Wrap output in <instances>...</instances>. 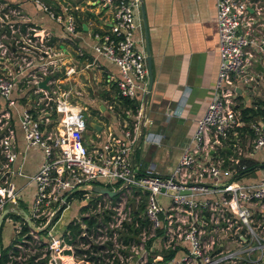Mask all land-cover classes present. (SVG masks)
I'll list each match as a JSON object with an SVG mask.
<instances>
[{
  "label": "built area",
  "instance_id": "obj_1",
  "mask_svg": "<svg viewBox=\"0 0 264 264\" xmlns=\"http://www.w3.org/2000/svg\"><path fill=\"white\" fill-rule=\"evenodd\" d=\"M54 2L0 0V59L21 73L41 66L44 75L66 59L51 46L54 33L22 16L21 5L60 26L69 39L82 32L78 14H89L95 23L86 32L89 49L118 71L115 98L138 101L140 109L125 113L120 136L107 129L104 136L94 131L90 140L88 119L63 96L55 106L61 131L50 132L31 111L17 108L15 79L0 68L2 264H264V176L243 182L248 173L237 166L264 148V111L247 125L250 133L237 131L244 127L238 100L264 82V0H216V86L168 176L139 174L130 160L148 87L140 1L81 0L73 9L60 7L59 14ZM76 55L84 57L81 50ZM67 64L64 76L78 74L75 64ZM32 150L42 161L27 175L23 161ZM95 187L116 195L94 193Z\"/></svg>",
  "mask_w": 264,
  "mask_h": 264
},
{
  "label": "crops",
  "instance_id": "obj_2",
  "mask_svg": "<svg viewBox=\"0 0 264 264\" xmlns=\"http://www.w3.org/2000/svg\"><path fill=\"white\" fill-rule=\"evenodd\" d=\"M143 6L152 86L146 102L144 98L141 105L140 130L136 144L139 140L140 142L137 148L134 146L130 160L139 174L151 170L160 176H167L177 166L190 145L197 122L205 114L216 86L220 64L216 0H143ZM26 7L30 8L28 17L31 22L54 33L55 38L51 40V46L55 49L59 43L58 48L62 49L66 56L65 65L75 64L78 74L72 77L63 74V81L61 77H53L47 82L49 91H46L38 87V84L50 75H44L43 67L35 66L21 73L14 64L0 59V68L5 70L6 75L15 79L14 97L17 100V108L31 111L47 131L60 132L59 115L55 111L56 102L65 96L66 101L76 110L77 104L72 100V89L82 88L84 80L90 78L93 73L96 75L95 81L100 84V91L96 92L93 103L90 104L95 103L97 107V111L92 112L97 117L95 124L103 128L101 136L105 135L107 129L120 136L124 128L122 123L127 118L109 110V104L116 100L118 71L106 60L95 58L88 47L90 39L86 32L95 25L93 17L86 13L79 15L82 32L78 37L69 39L65 37L60 26L32 7ZM2 41L9 46L8 40ZM77 50H81L84 57L76 55ZM260 71L263 70L260 68ZM91 84L92 82L89 85L92 86ZM238 101L240 110L255 108L257 104L263 105L259 108L264 107V82L258 87L243 91V97ZM3 105L4 102L0 99L2 108ZM174 110L175 115H171ZM107 112L116 117L114 122ZM254 119L259 120V117ZM17 135L22 149L21 133L17 132ZM174 140L181 144L172 143ZM141 146L143 151L148 148V161L143 167L134 163L135 154ZM167 146L176 150L175 163L168 168L166 175H162L157 172L156 164L151 161L158 149ZM251 160L264 164V148L255 153ZM41 161L40 151H30L23 161L25 173L33 174L40 167ZM262 176L264 168H258L248 172L243 177V182L256 183ZM31 190L32 188L29 191Z\"/></svg>",
  "mask_w": 264,
  "mask_h": 264
},
{
  "label": "rangeland",
  "instance_id": "obj_3",
  "mask_svg": "<svg viewBox=\"0 0 264 264\" xmlns=\"http://www.w3.org/2000/svg\"><path fill=\"white\" fill-rule=\"evenodd\" d=\"M80 1L81 0H55L54 4L51 6V8L57 14H59L58 9L60 7L67 8V9H73L76 7V5H78V3H80ZM73 6H75V7H73ZM29 12H30L29 7L24 6V4L20 6V14L22 16H24L25 18L28 17L27 13H29ZM78 15H81V14L79 13ZM78 22L80 23L81 21H78ZM2 30L3 29L0 28V35H1ZM9 43L11 44V42H9ZM58 46H59V43H57V46L55 47V49H59ZM64 63H65V61H63L61 64L59 63L58 65L60 67L55 69L53 71V73L49 75V77H51V79L53 77H56V79H60V77H61V80L63 81V74H64L63 68L64 67L62 66V64H64ZM95 77H96V75L91 73L90 78H86V81L84 80V83H83L84 86H82V88L76 87V89L75 88L72 89V94L74 97L72 100L76 101V104H77V108L75 111L78 113H82L85 116V118L88 119V129H87V133L85 135L87 138H90V140H92V138L95 136V133H94L95 130L90 127L89 123L90 122L96 123L94 120H96V118H97L94 114H92L93 111H97V107L95 106V103L93 105H90V104L93 103L92 100H94L96 92L100 91V90L98 91V89L100 88V84H98L95 81ZM91 82H92V84H91L92 86L89 85ZM72 88H73V85H72ZM60 90H61L60 93H62L63 86L60 87ZM113 110H114V112L117 113V111L115 109H113ZM88 112H90V113L88 114ZM107 114H109V112H107ZM108 117H110L111 119L113 118L111 120L112 122H114L116 119V117L111 115V114H109ZM89 120H93V121H89ZM172 143H174V144L176 143L177 145L181 144V142H175V140ZM147 151H148V148H147ZM147 151H143L142 146L137 151V153L135 154V157H134V163L136 164V166L143 167L144 163L146 161H148ZM175 155H176V150H173L167 146L166 148L158 149L156 152V155H154L151 162L156 164L157 172H160L162 175H166L168 172V168H171L175 163V159H174ZM169 175H170V173H169ZM107 186H108V188H111V185H107ZM26 211H28V210L26 209ZM5 237L1 236V238H0L2 245H4L6 242ZM88 264H92V263L88 262Z\"/></svg>",
  "mask_w": 264,
  "mask_h": 264
},
{
  "label": "trees",
  "instance_id": "obj_4",
  "mask_svg": "<svg viewBox=\"0 0 264 264\" xmlns=\"http://www.w3.org/2000/svg\"><path fill=\"white\" fill-rule=\"evenodd\" d=\"M80 30H82V26L79 27ZM116 103L115 105V110L121 115V117H126V112H131L132 115H136L139 108H140V103L138 101H131L128 99H116L114 101ZM259 106H263L262 104L256 105L255 108H244L241 110V121L244 124V127H238L237 131L241 133H250V130L248 129L247 125L250 122H254L255 117L261 118L263 115V109L259 108ZM122 113V114H121ZM244 131V132H243ZM227 153H222V155H225ZM238 168L240 166H245L246 170L244 172H239V173H248L250 171H253L258 168H264V164H259L257 162H254L253 160L250 159H243L238 163ZM89 249L93 250L96 252L97 248L96 247H90ZM3 255V253H2ZM0 264H2V261L0 260Z\"/></svg>",
  "mask_w": 264,
  "mask_h": 264
},
{
  "label": "water",
  "instance_id": "obj_5",
  "mask_svg": "<svg viewBox=\"0 0 264 264\" xmlns=\"http://www.w3.org/2000/svg\"><path fill=\"white\" fill-rule=\"evenodd\" d=\"M140 1V12H141V19H142V23H143V29H144V38H145V47H146V60H147V70H148V87H147V94L145 95V102H146V98L148 96V93L151 90V86H152V75H151V62H150V56H149V49H148V42H147V31H146V20H145V12H144V6H143V0H139ZM257 68H260L259 66ZM51 80V77H46L44 79V81L40 82L38 84V87L49 91V87L46 85L47 82H49ZM101 111H103V109H101ZM264 111V110H263ZM90 127L93 128L95 131L99 132L101 131V127L95 123H89ZM140 140L138 141V143L136 144L135 148L138 147ZM134 148V150H135ZM133 150V151H134ZM133 153V152H132ZM131 153V155H132ZM83 189H80L79 191H82ZM94 193H99L102 195H107L109 197H114L116 195V192H110L105 188L102 187H95L91 190ZM169 193H173L172 191H170ZM2 223V219L0 220V226Z\"/></svg>",
  "mask_w": 264,
  "mask_h": 264
}]
</instances>
